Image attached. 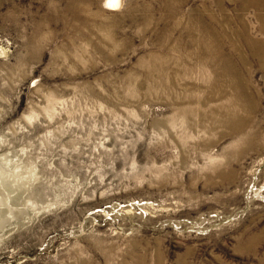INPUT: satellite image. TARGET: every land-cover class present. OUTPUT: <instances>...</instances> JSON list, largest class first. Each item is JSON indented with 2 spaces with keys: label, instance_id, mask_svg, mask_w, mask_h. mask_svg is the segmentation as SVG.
<instances>
[{
  "label": "rangeland",
  "instance_id": "obj_1",
  "mask_svg": "<svg viewBox=\"0 0 264 264\" xmlns=\"http://www.w3.org/2000/svg\"><path fill=\"white\" fill-rule=\"evenodd\" d=\"M0 0V264H264V0Z\"/></svg>",
  "mask_w": 264,
  "mask_h": 264
},
{
  "label": "snow or ice",
  "instance_id": "obj_2",
  "mask_svg": "<svg viewBox=\"0 0 264 264\" xmlns=\"http://www.w3.org/2000/svg\"><path fill=\"white\" fill-rule=\"evenodd\" d=\"M119 3V0H108V4L111 6V5H114V4H118Z\"/></svg>",
  "mask_w": 264,
  "mask_h": 264
},
{
  "label": "bare ground",
  "instance_id": "obj_3",
  "mask_svg": "<svg viewBox=\"0 0 264 264\" xmlns=\"http://www.w3.org/2000/svg\"><path fill=\"white\" fill-rule=\"evenodd\" d=\"M119 2H120V1H119ZM106 5H107L109 8H111V7L113 8V7L119 6V3L110 6V5L108 4V0H107Z\"/></svg>",
  "mask_w": 264,
  "mask_h": 264
}]
</instances>
